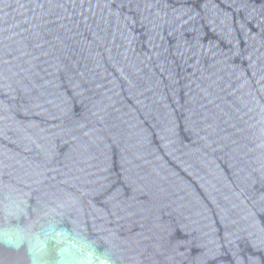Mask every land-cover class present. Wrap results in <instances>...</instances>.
Returning a JSON list of instances; mask_svg holds the SVG:
<instances>
[{
    "label": "water",
    "instance_id": "95a60500",
    "mask_svg": "<svg viewBox=\"0 0 264 264\" xmlns=\"http://www.w3.org/2000/svg\"><path fill=\"white\" fill-rule=\"evenodd\" d=\"M0 264H264V0H0Z\"/></svg>",
    "mask_w": 264,
    "mask_h": 264
}]
</instances>
